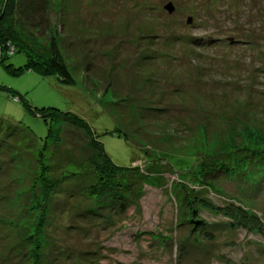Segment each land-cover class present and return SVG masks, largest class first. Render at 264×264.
<instances>
[{"label": "rangeland", "instance_id": "rangeland-1", "mask_svg": "<svg viewBox=\"0 0 264 264\" xmlns=\"http://www.w3.org/2000/svg\"><path fill=\"white\" fill-rule=\"evenodd\" d=\"M46 16L16 33L44 56L54 41L74 84L28 69L24 51L0 60V264H264V236L200 204L240 200L264 225V181L251 184L264 165V0H49ZM52 111L82 118L116 166L143 171L116 175L132 189L124 210L87 215L88 200L57 188L64 159L93 151ZM206 158L235 169L200 185ZM186 194L212 238L185 220Z\"/></svg>", "mask_w": 264, "mask_h": 264}, {"label": "trees", "instance_id": "trees-1", "mask_svg": "<svg viewBox=\"0 0 264 264\" xmlns=\"http://www.w3.org/2000/svg\"><path fill=\"white\" fill-rule=\"evenodd\" d=\"M48 8L49 0H0V60H3L4 51L7 54L24 51L27 56L26 67L28 69L38 71L42 74L55 75L64 83L74 84L68 67L62 59L54 41H51L50 47L44 56L33 50L32 47L27 46L25 41L16 33V26L21 20L27 21L38 28H46L45 26L48 22L46 13L48 12ZM12 47L13 51L10 53ZM51 114L57 120L58 128L60 122H62L70 127L82 129L90 138L93 151L83 158L64 159L65 163H63V167H59L57 171V188L65 190L64 193L69 197L77 196L80 199L88 200L86 203L88 205L87 208L82 211L87 215L101 216V211H97V209L117 208L120 211L124 210L129 201L127 197L128 193L132 189L130 184L127 183L124 185L122 181L116 180V175L127 173L129 170L135 171L137 175H140V172L143 171L140 170L138 165L119 167L113 164L105 154L101 143L95 139L93 132L82 118L68 112L52 111ZM8 131L9 129L6 132L0 130V136L5 133V136L8 138ZM59 138L60 136L55 133V136L48 137L46 145L48 146L49 142L57 141L58 146L61 142L58 140ZM2 140H5L4 135ZM47 152L48 150L45 153ZM11 153L13 154V152ZM42 159L43 162L40 161L36 164L35 174L38 178H35V181L46 180L43 175V164L45 160L42 158L41 153L40 160ZM57 161H60L59 157H57ZM232 161V159L231 161H224L218 159L208 160L206 158L199 163V168L194 171L195 181L203 186H212L213 180H217L233 172L235 167L232 166L234 165ZM254 169L256 170L251 184L256 186V184L264 181V165L261 164ZM130 176V174H124L127 180H131ZM36 183H33V185ZM33 189L31 190L33 195H41L44 197L45 189H41L40 194H35ZM92 200H98L97 205L93 206L91 204ZM200 204L206 207V210L213 211L216 215L221 216L223 220L220 223H226L227 226L232 228L239 226L264 236V225L261 219L252 208L247 207L240 200L227 199L222 201L221 205H214L209 200L201 199ZM180 205L184 209L189 210L184 213L185 220L188 222H198L200 228L206 234L204 235L205 238H212L209 235L210 223L204 219H197V209L192 195H184L180 199ZM31 252L29 254V260L32 263L39 261V259L41 261V254H39L41 252L39 250L36 251L34 249Z\"/></svg>", "mask_w": 264, "mask_h": 264}, {"label": "water", "instance_id": "water-1", "mask_svg": "<svg viewBox=\"0 0 264 264\" xmlns=\"http://www.w3.org/2000/svg\"><path fill=\"white\" fill-rule=\"evenodd\" d=\"M164 8L167 9L168 12H172L173 9H174V7H173V5L171 3H168L167 5H165ZM188 21L190 22L191 19H188Z\"/></svg>", "mask_w": 264, "mask_h": 264}, {"label": "built area", "instance_id": "built-area-1", "mask_svg": "<svg viewBox=\"0 0 264 264\" xmlns=\"http://www.w3.org/2000/svg\"><path fill=\"white\" fill-rule=\"evenodd\" d=\"M12 51H13V47L10 49V53H12Z\"/></svg>", "mask_w": 264, "mask_h": 264}]
</instances>
